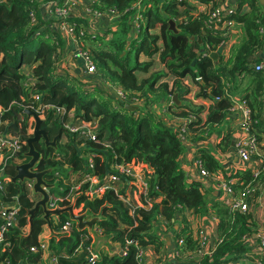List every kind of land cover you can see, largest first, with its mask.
Segmentation results:
<instances>
[{
	"label": "trees",
	"instance_id": "1",
	"mask_svg": "<svg viewBox=\"0 0 264 264\" xmlns=\"http://www.w3.org/2000/svg\"><path fill=\"white\" fill-rule=\"evenodd\" d=\"M47 1H55L57 7L63 5V0ZM89 1L91 10L106 12L114 8L117 14L122 12L118 19L120 28L108 44L107 41H100L108 30L104 36H97L103 46L99 48L94 42H87L89 18L80 19L69 15L64 20L74 29L75 43L82 45L83 49H87L89 44L96 67H104L114 84L126 95L137 97L141 102L131 103L137 106L131 110L125 106L127 102L115 106L113 96L99 85L94 87V92L85 91L87 83L80 80L70 85L69 79L73 77L55 72L56 48L63 43L61 36L49 27L39 30L44 25L45 17L38 9V0H0V132L18 138L21 144L17 152L7 153L5 149L2 150L0 169H3L4 175L11 177L16 173L15 166L29 159L25 155L28 150L26 140L32 135L30 131L34 124L30 122L32 116H28L26 110H33L45 115L41 127L47 131L50 139L57 135L60 128L67 137L62 142L61 134L55 146H46L43 139L34 143L40 154L35 169H50L43 179L51 185L49 193L62 198L57 201L58 208L64 209L70 205V200L65 199V196L84 178V174L90 172L103 176L113 171L112 166L115 164L134 168L143 177L142 181L149 191L147 198L152 200L147 201L143 197L142 187L136 177L121 178L126 184L132 182L131 187L140 204L133 211L121 199L126 194L125 186L117 192L105 190L99 197L91 198L83 192L88 187V182H84L73 205L77 214L82 213L84 218H98L95 224L102 228L103 233L113 243L127 249L126 254L115 250L103 253L99 259L89 262L87 255L92 239L87 228L79 229L66 210L58 215L49 214L45 218L40 206L34 212L30 227L29 210L35 201L29 198L25 185L27 179L15 182L10 180L0 190V203H10L16 196L19 209L15 226L6 233L5 242L8 245L3 248V242L0 246V264H39L42 251L38 249L32 252L30 247H38V236L45 224L54 231L48 244L50 252L57 255L58 264H141L136 255L138 246H152L156 255H159V262L178 264L169 261L170 249L167 250L166 242L157 234L160 228L162 232H175L176 239H183L179 260L184 264H196L188 252H196L202 246L192 236L184 216L179 215V207L194 210L197 215L207 213L218 220L213 251L210 256L202 258V264H224L227 256H238L249 251L247 238L262 228L261 221L251 212L254 201L249 200L251 209L248 211H232L217 200L211 190L202 186L199 179L190 177L188 180L181 167V160L188 148V140L203 141L211 132L218 136L215 147L219 152L232 150L235 143L231 145L233 134L226 118L235 96H240L249 107L250 127L256 132L255 140L259 149L264 152V69L256 70V61L252 59L264 48V32L259 31L264 25L260 1L241 0L248 1L250 11L236 17V29L242 31L240 41L234 45L232 43L227 52H219L215 59L208 54L204 55L201 49L213 52L221 40L226 39L205 27L207 14L191 13L195 5L188 0H153L152 7H147L150 3L147 0ZM158 1H162L161 7L157 5ZM178 4L183 6V11L178 10ZM136 12L144 17L145 30L141 37L139 33L134 36L130 33V17ZM33 16L36 17V23L32 20ZM47 18L50 23L55 20V17L49 15ZM169 19L175 22L177 32L170 29ZM150 29L156 32L150 33ZM57 36L58 45L55 41ZM132 50L136 58L140 53L147 57L157 54L160 62L174 76L173 83L157 84L165 76L163 71L148 77L140 75L147 72L152 63H139L136 60L133 66H129L128 59ZM23 65L29 67L31 72L20 71ZM96 75L97 79H101V74ZM186 76L198 86L197 96L209 101L208 107L200 105L192 109L183 103L189 92L183 83ZM196 77H200L201 82ZM174 94L180 104L173 101L166 106ZM149 103L167 111L178 108V112L173 111L176 116L185 117L183 123L188 128L185 142L178 137L176 126L156 115L151 107L148 109ZM45 106H49V109H44ZM55 108L64 111L61 115H55ZM72 111L75 119L79 118L89 124L96 122L95 140L80 132L71 133L64 129ZM202 112H205L204 119L201 117ZM198 152L208 172L221 174L229 183L233 175L224 169L214 152L204 148ZM89 155L93 157V170L88 168ZM243 173V185L236 182L232 184L234 189L243 191L247 185H252L254 177L251 169L244 168ZM65 221L72 225L70 234L59 233ZM129 240L134 242L129 244ZM79 246L80 249H77Z\"/></svg>",
	"mask_w": 264,
	"mask_h": 264
},
{
	"label": "built area",
	"instance_id": "2",
	"mask_svg": "<svg viewBox=\"0 0 264 264\" xmlns=\"http://www.w3.org/2000/svg\"><path fill=\"white\" fill-rule=\"evenodd\" d=\"M85 0H63V5L61 7L56 6L55 1H48L46 3H42V8H48V14L55 17V21L53 23L52 27H60L59 31L65 33L69 39V42L72 44V51H73V58H75L78 63L76 67V71L80 73L83 77L84 74L92 75L96 71V65L93 62L92 59V53L90 51L86 52L81 46H78L75 42L77 41L76 38L73 36L75 35L73 27H69V22L65 21L64 18L66 16H71V12H74L75 10H82L84 18H89V23L87 25V33L90 35L91 31L96 28V25L102 23L103 27L106 28L108 26V23L111 22L112 14L114 13V9L110 8L106 12L104 11H97V10H91L89 8V0L88 2H84ZM191 3H193L196 7V12H193V15H197L198 13H205L207 14V18L204 21L205 27L208 29H211L214 34H217V36L223 37L226 39L224 41L223 39L219 43L217 50L214 52H222L224 51V46L227 44L231 45V37L230 33L236 29V17L242 16L250 11L249 5H247L245 2H242L239 0L238 2H233L232 5H230L232 2L231 0H211L210 2H199L197 0H188ZM85 5V6H84ZM33 18V17H32ZM71 25V24H70ZM72 26V25H71ZM260 32H264V28L259 29ZM80 34H83V31L79 32ZM220 49V50H219ZM223 49V50H221ZM209 52H212L209 49ZM204 55L208 54L204 51L202 52ZM252 59H254L255 64L254 67L256 70H262L264 69V51L257 52ZM201 79L200 77H196V80ZM30 79V78H29ZM118 94L122 97L125 96V94L122 91H118ZM38 98V96H36ZM234 103L231 107L230 112H240V130L239 134H237V140L235 141V145L233 146L231 152L233 154H236L237 158L242 162L247 164V162H250L252 164V175L255 178L257 174H260L264 171V152L259 149L255 136L256 132H254L251 129V123H250V109L247 106L246 102L244 100L237 101L236 99H233ZM44 109H49V106H45ZM59 113L63 112L64 110L61 108H56ZM42 114L43 113H39ZM66 124V123H65ZM89 126V123H86ZM70 125V124H69ZM71 128L68 129L69 132H80L81 130L78 128H75L74 125H70ZM178 128V137L182 142H185V134L188 132L187 127L184 123H181L180 125L176 126ZM83 134V133H82ZM85 136L90 137L91 139H96V134L89 130V134H84ZM90 135V136H89ZM21 144L18 138L5 133L0 132V153L3 149H5V152L11 153V152H17L20 150ZM87 164L88 168L93 170L94 163H93V157L91 155L87 158ZM113 171L107 172L103 176H97L95 173H86L84 174V178L81 179V181L77 182L75 186L69 191V194L74 195V198L81 193V188L84 182H88V187L84 193H86L89 197H99L105 190H114L118 191L122 187L117 188L119 182L125 183L121 178L123 176H129L131 178L137 179L139 182V185H141L143 190V197L147 201H151V198H147V185L145 182L142 181V176L138 175L135 170L131 166H127L124 164H115L112 166ZM189 174L191 176L189 177H195L196 179H199L202 186H211L216 191H220L221 193V199L219 200L223 202L224 205L228 206L232 211L239 210V211H248L251 209L249 203L251 200L250 193L254 189H252V185H247L243 191L234 189L232 187V184L238 183V179L236 180L235 177L229 179V183H227L223 176L221 174H215V173H209L208 170L203 166V161L200 158V156L193 159L191 166L189 167ZM10 181V177L8 175H4L3 169H0V190H3L6 183ZM33 183L34 180L27 179L26 181V189L28 190V195L31 200L32 194H35L33 189ZM132 182L127 183V191L125 189V196H122V201L130 206L131 211H133L135 208L139 207L140 204L135 196V192L131 187ZM239 185H243V181L238 183ZM129 185V186H128ZM126 187V185H125ZM126 187V188H127ZM45 190L49 194V201L46 203V206L48 209H55L58 208L57 201H61L62 198L53 196L49 193V190L45 188ZM132 190L134 194V200L137 202L133 203L128 195V191ZM68 194V193H67ZM68 198V195L65 196V199ZM35 201V200H33ZM36 202V201H35ZM256 203H254L251 212L254 214V216L260 220V218L257 216L256 212ZM18 199L16 196L13 197V201L10 203H0V246L3 245V248L8 245L7 242H5L6 233L10 230L11 227L15 226L17 221V215H18ZM179 215L184 216V219L187 221L190 227V232L192 236L199 240L202 248L198 251H191L188 252L189 255L194 257V260L196 264H202L201 260L204 256H210L213 251V246L215 244V241L217 239L216 237V227L218 220L210 215V216H203L198 217V215L195 213L194 210L188 209V208H181L179 207ZM206 217V218H204ZM207 221V222H206ZM261 221V220H260ZM206 222V223H205ZM77 223V222H76ZM262 226L264 225L263 222ZM72 229V225L69 221H65L62 227L59 230V233H66L70 234ZM93 234H90L91 239L98 236H106L103 233L102 228L99 226H94L93 228ZM97 235V236H96ZM133 240H129L128 243H133ZM246 242L249 245L250 250L247 252H243L240 255H229L226 257V260L224 264H264V230L263 227L256 233L250 235ZM49 242L45 241L41 237V233L38 236V247L32 246L30 247V251L36 252L38 249L42 251V257H47V259L50 260L51 264H58V258L57 255L52 254L49 250ZM136 244V243H135ZM183 245V239L181 238H175L174 239V245L170 249V253L168 255L169 259L173 263L178 264H184L185 262L179 260L181 257L180 248ZM91 246V247H90ZM88 250L89 253L87 255V260L89 262H93L96 259L100 258L101 253L95 249L92 245V242L90 244ZM81 246H79L77 249H80ZM112 251H115L114 249ZM111 251V252H112ZM120 254H126L127 249L121 248L119 246L118 250H116ZM137 258L138 261L141 264H149V260L147 258V252L145 248L138 246L137 247ZM41 264V261L40 263Z\"/></svg>",
	"mask_w": 264,
	"mask_h": 264
},
{
	"label": "rangeland",
	"instance_id": "3",
	"mask_svg": "<svg viewBox=\"0 0 264 264\" xmlns=\"http://www.w3.org/2000/svg\"><path fill=\"white\" fill-rule=\"evenodd\" d=\"M46 1L47 0H38V2H39L38 9L42 13V15L45 17L44 25L39 30L43 31V30H45V29H47L49 27L50 29H53L55 32H57L58 36H59L60 33H62L61 31H59L60 27H57V28L52 27L55 20L53 19L54 21L52 23H50L48 21V18H47V15L51 16L50 14H48V8H42V3L46 2ZM85 1L88 2V0H85ZM147 2H150L147 5V7H150V6L152 7L153 0H147ZM163 2H170V0H166V1H163ZM157 5L159 7H161L162 1H158ZM178 7H179L178 8L179 11H183V6L181 4H178ZM196 10H197L196 7H194L191 10V13L196 12ZM122 14H123L122 12L117 14V11L114 9V13L112 14V17H111L112 18L111 22H109L108 26L106 28H104L102 23L96 25V28L91 31V34L89 35V41L87 40V42L88 43L94 42L97 47L99 46V48L100 47L103 48V46L100 45V41H102V42H106L107 41V44H108L109 40H111L114 37L115 31H117V29L120 28V23H119L120 20H118V19H119V17ZM71 16H76L77 18L85 19L82 10H75L74 12H71ZM51 17H53V16H51ZM116 17H117V19H116ZM32 20H33L34 23H36V17L35 16H33ZM130 21H131V26H132L131 29H130L131 35L134 36V35H137L139 33V37L143 36L145 28H144V17L142 16V14H140L139 12H136L135 14H133L132 17H130ZM80 23H81V25L84 24L82 22H80ZM140 24L143 25V27L140 26V28H139ZM68 26L70 28L72 27L70 24H68ZM263 27H264V25L262 26V28ZM236 28H238L237 25H236ZM107 30H108V33L104 36L103 34ZM149 32L150 33H154V32H156V30L150 29ZM240 32H241V30L234 29V31L230 33L231 40L235 39V42L233 43V45L237 44L240 41L239 40V36H242L240 34ZM58 36L56 37V40H55V41H57V45H58V40H57ZM97 36L98 37L104 36V37H102L101 38L102 40L99 41V39L96 38ZM230 47H231L230 44H227L226 46H224V51L223 52H227ZM107 50H109V47H108V49H106V51ZM84 51H86V52L90 51L91 52V46L88 44L87 45V49L84 50ZM56 54H57V60H56V64H55V66H56L55 72L57 74H60V75H63V76L69 75L70 77H73V79L72 78L69 79L70 80L69 81L70 85H71V83L73 84V82L76 83V84L79 83V80L82 81L83 83L86 82L87 85H89V86H87L85 84V88H84L85 91H93L94 87L96 85H99V87L102 88V90H105L107 93H109L111 96H113L114 105L115 106L120 105L121 102H125V103L127 102L129 104H131V103L132 104L133 103H137L138 104L139 102H141V100H139L137 97L133 96L131 98L128 95H126L125 92H123L121 90V88H119V86L117 84H114V82H112L110 80L109 75H108V71L104 67H102L100 65H97L96 71H95L94 74H92V75L84 74L85 77H83L80 73H78L76 71V67H77L78 61L75 58H73L74 55H73L72 49L71 50L68 49L66 46L63 45V43H62V46H58L56 48ZM136 60L139 63H146V62L147 63H152V64H150L148 66V71L147 72H144V73L140 74L143 77H148L152 73L162 72L163 71L165 73V76L162 79H160L157 84H159L161 82H165V83H168V84L173 83V81L175 79L174 76L170 73V71L166 68V66L163 63L160 62V59H159L157 54L153 55L152 57H147L144 54L140 53L138 55V58H136L135 57V52H134V50H132L130 55H129V59H128L129 66H133L136 63ZM111 69H114V68L111 67ZM20 71H22L24 73H30L31 72L30 68L26 67L25 65H23L21 67ZM98 73L101 74L100 77H101L102 80L101 79H97V75L96 74H98ZM137 74L139 75L138 71H137ZM197 80L201 82V79L197 78ZM105 81H108V82H105ZM183 83H184V86L188 87V89H189V92L184 97V102H183L185 105H187V107H191L192 109H194V107H197V106H200V105H203L205 107H207L209 105V101L208 100L205 101L203 98H200V97L197 96L199 88H198V86L195 84V82L190 77L188 78L186 76L185 79L183 80ZM118 91H122L125 94V96L122 97L121 95H119ZM172 97H173V95L170 98L171 101H169L166 106H168V104H170V103H172L174 101L172 99ZM233 99H236L237 101L243 100L240 96H235V97H233ZM203 102H206V104H204ZM150 107H151V109H154V112H155L156 115H159V117H161L163 120H165L164 117H165L166 111H167L165 108H161L160 106L150 105V103H149L148 109ZM176 109H178V108H176ZM204 113L205 112L201 113L202 117H205ZM54 114L55 115H61L62 113L61 112L59 113V111L55 108ZM227 114L229 116H231L232 112H229ZM235 114H238L239 116L241 115L240 112H233V115H235ZM38 115H39V117L41 119H44V117H45L44 114L43 115L42 114H38ZM73 115H74V111H72L71 114L69 113L68 118H67V122L64 125V129L65 130L70 129L71 128L70 125H72V126L74 125L75 128H77V129L79 128L81 130V134L83 133L82 135L89 134V130L92 131L93 133H95V129H96L95 127H97L96 126V122L90 123L89 126H88L86 123H84V121L80 120L79 118L75 119ZM183 118L185 119V117H183ZM173 119H175V117H173ZM29 120H30V122L32 124H34V120H33L32 117H30ZM232 122H233V120H231V123ZM234 124H235V122H234ZM239 127H240V125H239ZM33 128L30 131L31 133H33ZM239 130H240V128H239ZM63 133H62V138H61L62 142L67 140V137ZM133 170H134V168H133ZM228 170L229 169H227V171ZM75 180L76 179L73 178L72 181L75 182ZM252 182H253L252 183V186H253L252 189L253 188L254 189L250 193L251 201H254V203H256L258 201L259 204H261L262 207H264V171L262 173H260V174H257ZM137 183L139 184V182H137ZM125 185L127 187L126 183L122 184L121 181H120L118 186H117V188L123 187ZM127 189H128V187L126 188V191H127ZM130 191L132 192V190H130ZM67 195H68V199L70 200V202L72 200H75L73 193L72 194L68 193ZM130 199H131V201L133 203L135 202V204H137V202L134 199H132L131 197H130ZM75 212H76V210H75ZM207 216H209V215H207ZM98 237L99 238L102 237L104 239L106 238L107 240H110V238L107 237V236H98Z\"/></svg>",
	"mask_w": 264,
	"mask_h": 264
},
{
	"label": "crops",
	"instance_id": "4",
	"mask_svg": "<svg viewBox=\"0 0 264 264\" xmlns=\"http://www.w3.org/2000/svg\"><path fill=\"white\" fill-rule=\"evenodd\" d=\"M231 1L232 2H229V3H231L230 5H232L233 2H238L239 0H231ZM46 2H48V1H46ZM46 2H44V3H46ZM244 2L247 5H249L248 1H244ZM261 5L263 6V13H264V5L262 3H261ZM240 34L242 35V31L240 32ZM60 36H61V38L63 40V45L66 46L70 50L73 49L72 44L69 42V39H68L67 35L62 32V33H60ZM239 38H241V36H239ZM234 42H235V39L232 40L231 44L234 43ZM223 49H221V50H223ZM262 51H264V48H263ZM171 84L172 83H170V85ZM203 103L206 104V102H203ZM173 110H175V112L179 111L178 109H171V110L166 111V115H165L164 119H165V121L167 123H170V125L177 126V125L181 124L182 122H184V118L176 116ZM173 117H175V119H173ZM202 119H204V117H202ZM231 120H233L232 123H231ZM226 122H227V124L231 125V132L233 134L232 138H231L232 139L231 145L233 146V144L237 140V136L236 135L240 133L239 132L240 117H239L238 114L233 115V112H232L231 116L227 115ZM234 122H235V124H234ZM217 142H218V136L216 135L215 132H211L208 135V137L205 140H203V141L198 140L196 142H192V141L188 140V142H187L188 143V148H187V150H186V152L184 154L183 159L181 160V167L186 172L188 180H190L189 176H191L189 174V170L188 169L191 166L193 159H195L196 157L199 156L198 150H200L202 148L208 149L209 151L214 152V154L217 156L219 162L224 167V169L226 171H227V169H229L227 172H230V174H232L233 177L236 178V180L238 179V182H240V181L242 182V178H243V175H244V173H243V169L244 168L245 169H252L251 168L252 164L250 162H247V164L242 163L237 158L236 154H233L231 151L225 152V153L219 152L217 150V148L215 147V144ZM206 189L211 190L213 192V195L217 196V200H219V198L221 199L220 191H218V190L216 191L211 186H206ZM128 195L132 199H134V197H135L133 192H131V191H128ZM41 197L42 196L39 193L32 194V199L35 200V201H38ZM74 202H75V200H72L70 202V205H74ZM256 210H257V212H256L257 216L260 218L261 222H263V224H264V207H262V205L259 204L258 201L256 202ZM73 212H75L74 208H73ZM75 214H77V212H75ZM203 216L207 217V213H202L201 215H198V217H203ZM206 217H204V218H206ZM54 219H56V216H54ZM85 219L89 220L90 218H85ZM157 225H160L159 221H157ZM160 227H161V225H160ZM175 227L177 228L178 224H176ZM86 228H87V230H88V232L90 234H93V232H91V231H93V229H88V227H86ZM160 230H161V228H160ZM160 230L157 231V234L160 237H162L164 239V241L166 242V245L168 247L167 250L171 249L172 246L174 245V239H175L176 233L173 232V231L172 232H170V231L162 232ZM263 230H264V225H263ZM53 235H54V231L52 230V228L48 224L43 225L42 231H41V237L45 241L49 242V239ZM97 238H99V237H96V238L94 237L91 242H92L93 247L95 249H97L101 254H103V253H111V251L113 249L114 250H118V248H119V244L118 243H113L110 240H107L106 238H105L106 240L104 239V241H102V239H101L102 237H101V238H99V239H101V241H99V244H98L97 240H96ZM145 250H146L147 255H148L147 258L150 261L149 264H167L165 261H161V262L157 261V257L159 255H156L157 252L153 249L152 246L145 247ZM169 261L172 262L170 259H169ZM41 264H51V263H50V260L47 259V257L45 256L41 260Z\"/></svg>",
	"mask_w": 264,
	"mask_h": 264
},
{
	"label": "water",
	"instance_id": "5",
	"mask_svg": "<svg viewBox=\"0 0 264 264\" xmlns=\"http://www.w3.org/2000/svg\"><path fill=\"white\" fill-rule=\"evenodd\" d=\"M260 3L264 5V0H259ZM170 24V29H173L175 32L177 30L175 29V22L173 19L168 20ZM205 52L208 53V55L212 58L215 59L218 55L217 52H209L208 50L201 49L200 52ZM172 99L176 101V104L179 105L180 101L177 99V95L174 94ZM128 109H136L137 106L131 105L129 103H126L125 105ZM26 113L28 116H32L34 120V128H33V133L32 135L27 138L26 144L28 146V150L26 151L25 155L29 157V159L23 163L17 164L15 166V175L9 176L10 180L15 182L17 180H24V179H30L34 180L33 183V189L35 193L41 194V198L35 202L34 206L29 210V224L31 223V220L34 216L35 210L40 206L44 212V217L46 218L49 214H60L63 211H68L70 213V216L77 222V227L79 229H82L84 227H88V229H92L93 225L96 223L98 218H91L89 220L84 218L83 214H74L73 212V205H69L68 207L62 209V208H55V209H48L46 206V203L49 201V194L45 190V188H50V184H48L44 179V175L50 171V169H44V170H36L35 169V164L40 158L39 152L35 149L34 143L39 141L40 139H43L44 144L46 146L56 145L57 139L61 136L62 134V128L59 129V132L57 135H55L52 139L49 138L47 131L41 127V124L43 122V119L39 117V115L34 112L33 110H26ZM31 227V224H30ZM102 241H104V238H101ZM101 239L97 238V243L99 244V241Z\"/></svg>",
	"mask_w": 264,
	"mask_h": 264
}]
</instances>
